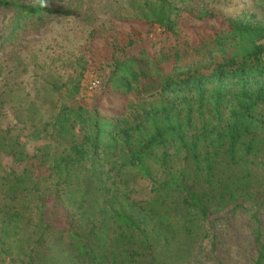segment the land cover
I'll list each match as a JSON object with an SVG mask.
<instances>
[{
	"label": "trees",
	"instance_id": "obj_1",
	"mask_svg": "<svg viewBox=\"0 0 264 264\" xmlns=\"http://www.w3.org/2000/svg\"><path fill=\"white\" fill-rule=\"evenodd\" d=\"M0 5L29 15H73L40 3ZM133 5L134 17L151 31L159 26L162 39L173 36L177 44L166 50L161 38L149 45H137L133 36L115 41L99 67H110L104 91L143 96L188 86L195 98L182 95L185 107L173 99L141 110L133 121L110 122L108 114L75 100L83 84L45 81L49 119L35 121L36 99L21 114L32 138L55 144L31 156L21 132L13 137L11 127H0V150L32 161L0 176V264H185L211 214L257 191L264 196V20L256 14L218 19L199 0ZM185 11L220 27L193 41L178 30ZM81 60L85 73L90 56ZM209 77L217 81L211 99L205 95ZM230 81L235 88L228 90ZM64 88L67 102L61 101ZM205 106L212 116L196 125L195 109L202 115ZM43 168L47 173H36ZM138 179L150 181L149 198L135 196ZM263 261L264 239L255 264Z\"/></svg>",
	"mask_w": 264,
	"mask_h": 264
},
{
	"label": "rangeland",
	"instance_id": "obj_2",
	"mask_svg": "<svg viewBox=\"0 0 264 264\" xmlns=\"http://www.w3.org/2000/svg\"><path fill=\"white\" fill-rule=\"evenodd\" d=\"M10 1L40 3L50 9L69 10L73 13L71 16L47 12L29 15L20 8L0 5V127H11L13 137L19 136L21 132L19 140L29 155L38 152L45 144H55L49 139L32 138L26 128L27 118L21 114L28 102L36 99L35 105L40 108L35 121L44 122L49 119L48 107L52 98L45 81H55L59 86L69 80L79 82L80 87L83 84L75 100L81 101L85 107L98 108L101 113L108 114L107 120L110 122H116L117 117L133 121L141 110L173 99L179 102L178 106L185 107V101H181L182 95L195 98L196 90L190 91L188 86L179 88L181 91L177 93L143 96L125 95L112 88L104 91L103 77L110 67H99L102 61L109 58L110 47L115 41L125 43L133 36L138 41L137 45H149L150 41L161 38L160 44L166 50L173 48L178 41L173 36L163 40L166 34L162 28L156 25L151 31L149 23L134 17L133 0ZM202 2L220 15L218 19L256 14L258 19L264 20V0H199L200 4ZM177 22L178 30L193 41L211 37L220 27L218 21L203 22L187 11L181 13ZM95 30L97 34L92 38ZM82 54L90 56V68L85 73L81 70ZM211 69L202 68L200 72L208 75ZM97 80L99 85L93 88L92 83ZM216 83L209 77L205 85L207 99H211ZM224 88L229 90L235 88V85L231 81L226 82ZM65 91L66 88L60 91L63 102L69 98L65 97L68 95ZM210 106L203 108L202 115L195 109L196 125L201 124L202 118H211ZM78 130L79 127L75 132L80 134ZM28 163H32L30 158L19 160L16 155L5 154L0 150V176L11 169L19 172ZM36 173L45 174L47 171L43 168L42 171L36 170ZM151 188L149 180L138 179L135 196L149 198ZM55 219L58 225L62 222L61 217ZM202 233L192 258L185 264H255L264 239L262 192L257 191L251 199L237 201L226 210L211 214L202 227Z\"/></svg>",
	"mask_w": 264,
	"mask_h": 264
},
{
	"label": "built area",
	"instance_id": "obj_3",
	"mask_svg": "<svg viewBox=\"0 0 264 264\" xmlns=\"http://www.w3.org/2000/svg\"><path fill=\"white\" fill-rule=\"evenodd\" d=\"M92 84H93L92 87H93V88H96V87H98V85H99V81H98V80H97V81H94Z\"/></svg>",
	"mask_w": 264,
	"mask_h": 264
}]
</instances>
